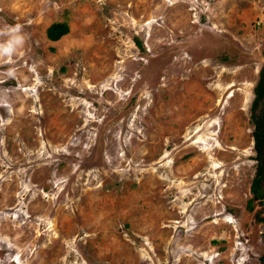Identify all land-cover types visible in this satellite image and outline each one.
Returning <instances> with one entry per match:
<instances>
[{
	"label": "rangeland",
	"instance_id": "obj_1",
	"mask_svg": "<svg viewBox=\"0 0 264 264\" xmlns=\"http://www.w3.org/2000/svg\"><path fill=\"white\" fill-rule=\"evenodd\" d=\"M16 25L0 264H260L264 0H0V44Z\"/></svg>",
	"mask_w": 264,
	"mask_h": 264
},
{
	"label": "trees",
	"instance_id": "obj_2",
	"mask_svg": "<svg viewBox=\"0 0 264 264\" xmlns=\"http://www.w3.org/2000/svg\"><path fill=\"white\" fill-rule=\"evenodd\" d=\"M70 32L69 26L63 22L52 24L47 29V37L51 41H59ZM137 47L143 50L142 43L135 39ZM264 55V52H263ZM251 123L253 124V140L255 150V178L251 186V192L260 202L264 204V64L260 70L259 80L254 89V99L251 105ZM251 201L249 202V205ZM252 209V206L249 207ZM252 211V210H251ZM256 221L264 223L261 211L256 214ZM264 241V232H263ZM260 264H264V252L260 258Z\"/></svg>",
	"mask_w": 264,
	"mask_h": 264
},
{
	"label": "clouds",
	"instance_id": "obj_3",
	"mask_svg": "<svg viewBox=\"0 0 264 264\" xmlns=\"http://www.w3.org/2000/svg\"><path fill=\"white\" fill-rule=\"evenodd\" d=\"M10 29L11 33L15 34L14 39L7 42V44H0V56L12 55L19 46L24 43L23 35H20L21 26L16 25L15 27L6 26Z\"/></svg>",
	"mask_w": 264,
	"mask_h": 264
}]
</instances>
